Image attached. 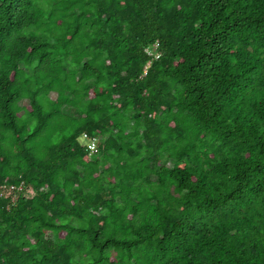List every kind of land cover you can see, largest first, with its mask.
<instances>
[{"label": "trees", "instance_id": "obj_1", "mask_svg": "<svg viewBox=\"0 0 264 264\" xmlns=\"http://www.w3.org/2000/svg\"><path fill=\"white\" fill-rule=\"evenodd\" d=\"M0 264H264V0H0Z\"/></svg>", "mask_w": 264, "mask_h": 264}, {"label": "built area", "instance_id": "obj_2", "mask_svg": "<svg viewBox=\"0 0 264 264\" xmlns=\"http://www.w3.org/2000/svg\"><path fill=\"white\" fill-rule=\"evenodd\" d=\"M146 52L148 53V55H150L153 59L154 58H158L161 53L158 50V43L153 44L152 46H149L146 49ZM147 71H145L146 73ZM82 140L84 141V143L87 145L88 150L90 151V153H93L96 151L97 149V138L96 137H91L88 134H84L82 137ZM12 189H15L16 186L12 185L11 186ZM22 188V186H20V189ZM2 189V194L4 192V190L7 189L6 185H2L1 186ZM1 194V195H2ZM15 200V197L13 198V201Z\"/></svg>", "mask_w": 264, "mask_h": 264}, {"label": "rangeland", "instance_id": "obj_3", "mask_svg": "<svg viewBox=\"0 0 264 264\" xmlns=\"http://www.w3.org/2000/svg\"><path fill=\"white\" fill-rule=\"evenodd\" d=\"M51 97L55 99V98L57 97V94L53 92V93L51 94ZM23 103H24V104H29V102H28L27 100H24ZM69 111L75 113L74 110H69Z\"/></svg>", "mask_w": 264, "mask_h": 264}]
</instances>
